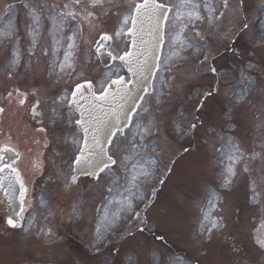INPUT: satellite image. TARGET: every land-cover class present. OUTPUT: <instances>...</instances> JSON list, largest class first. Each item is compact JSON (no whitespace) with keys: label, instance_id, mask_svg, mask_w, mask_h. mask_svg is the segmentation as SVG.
<instances>
[{"label":"rangeland","instance_id":"rangeland-1","mask_svg":"<svg viewBox=\"0 0 264 264\" xmlns=\"http://www.w3.org/2000/svg\"><path fill=\"white\" fill-rule=\"evenodd\" d=\"M162 1L170 6L177 3ZM208 2L215 9L212 15L219 19L210 22L204 0H192L200 5L201 20L188 22L185 17L183 22L168 23V43L154 91L144 98L130 128L111 145L116 165L97 179L79 180L78 201L70 204L73 213L64 222L65 234L70 232L77 242L63 237L56 249L19 254L17 240L8 241L16 237V232L0 223V237L6 240L0 238V264H264V249L256 243L257 226L264 218V191L257 185H261L257 172L264 174V154L258 160L254 158H258L260 148L264 150V0H227L226 8L223 0ZM15 3L16 11L12 9ZM132 3L103 0L93 7L90 0L79 4L74 0H0V93L2 84L33 76L36 59L46 65L49 79H58L74 67L70 79L59 81L64 90L85 80H93L100 89L110 71L118 75L121 70L99 65L92 51L93 41L99 29L115 36ZM69 11L76 13L75 19L61 18L60 13ZM87 12L93 16H87ZM82 19L88 24L81 37L78 28L80 23L83 29ZM182 23H188V27L181 39L191 45L184 48L173 42ZM10 29L15 35L9 37L5 34ZM17 34L22 36L18 48L14 41ZM70 36L74 37L71 50L67 47L73 42L68 40ZM8 43L14 46L12 52H19V63L25 59L23 66L9 67L12 58L5 48ZM204 48L210 49L207 59ZM69 51L70 62L76 64L72 68L65 65L61 71ZM29 53L32 55L25 58ZM16 67L21 68L20 73ZM207 89L213 95L198 108ZM196 90L199 93L195 95ZM179 107L185 108L187 119L178 114ZM137 124L151 129L143 141ZM183 136L188 137L185 142ZM229 142L237 146L239 159L234 166L236 174L225 185ZM133 143L138 145L135 151ZM71 158L61 161L66 171H71ZM134 163L143 164L151 174L139 179L131 209L121 212L107 232L101 228L103 236L99 238L97 227L105 212L111 220L115 202L127 195L124 187ZM161 176L165 178L156 192ZM55 208L59 209L58 203ZM206 214L219 225L211 233L207 231L210 223L204 221ZM127 228L125 237H118ZM59 233L62 235V231ZM115 237L120 243L113 242L104 253L94 255ZM5 250L17 252L13 254L16 260H7L2 255Z\"/></svg>","mask_w":264,"mask_h":264},{"label":"snow or ice","instance_id":"snow-or-ice-1","mask_svg":"<svg viewBox=\"0 0 264 264\" xmlns=\"http://www.w3.org/2000/svg\"><path fill=\"white\" fill-rule=\"evenodd\" d=\"M81 0H74V3L79 4ZM103 0H90V3L93 7L97 4L102 3ZM227 0H223V7H227ZM41 7H43L41 5ZM65 8L68 7L67 4L64 5ZM203 7L208 11V19L211 22L213 19H219V17H214L212 13L215 11L214 7L208 2V0H204ZM200 5L193 4L192 0H177V3L169 6L168 4L161 2V0H140V2H135L133 0V4L129 5V12L127 15L123 17L122 26L119 31L116 32V36L124 35L137 37L139 40V44H137V39L133 40V46L137 47L136 52L132 51H124L123 54H113L111 51L107 53L109 57L115 61L119 60L122 62L123 66L128 69L133 76H143V74L147 71H150L153 67L148 63V57L141 50L145 43H147L143 39L144 33V24L148 22L152 25L151 32L155 33L159 36L158 43L163 42L164 31L163 26L165 22L174 24L177 21H184V18H187L188 22H191L193 19L201 20L202 17L200 15ZM168 13H173L172 19L169 18ZM87 16H91L92 13L87 12ZM223 15V12H221ZM33 16L35 18V22L37 26H39V18L36 16V13L33 12ZM61 18H72L75 19L76 13L74 11H69L67 14L60 13ZM130 25L127 27V31L124 32V25ZM188 27V23H182V27L177 32L174 43H178L181 48L188 47L191 45H186L184 41L181 39V34ZM245 27L247 25L245 24ZM9 37L15 35V30L10 29L8 33ZM69 41H73L72 43H68L67 47L71 50L74 47V37H68ZM112 40V37L107 34H102L99 37V40L96 41V52L99 53L102 48L108 46V42ZM35 41H33V46ZM150 55V53H149ZM139 56H144L141 60ZM71 52L65 53V61L60 65L61 71L65 70V65L68 68H72V64L70 62ZM207 59V58H206ZM20 54L18 51L12 52V59L10 60L9 67H15L19 64ZM119 67V66H117ZM211 71L213 73L216 72L215 68H212ZM113 72L110 71L107 74V79L110 81L107 86L101 85L102 91L99 95H96L92 89L93 85L91 81H86L85 84H77L75 90L71 93V100L68 101L69 106H77L80 107V100L85 99L84 97V89L87 87V91L92 94V99L88 102L87 107H84L82 111H80V118L75 121L76 125L79 126L83 130V143L77 149L78 154L75 157V164L81 169L93 170L98 169V171L102 172L105 168L109 167V164H115L116 161L112 158V156L107 154L105 145L112 143V137H115L117 133L123 134V128L121 126V116L125 114V112L131 113L134 108L139 107V105L135 104V97L132 89L129 88V85L133 84L134 81L131 79L126 80L123 75H116V78H112ZM147 80V77H144ZM19 94V104L23 105L27 99V94L20 93L19 89L16 90ZM13 95L12 92L8 93V96L11 97ZM33 95H35L33 93ZM206 95H210L207 93ZM142 99V98H140ZM133 102L132 108H129V102ZM36 104H39V100L36 101ZM105 105L108 106V109L105 110ZM4 109L0 108V112H3ZM33 114L36 115L35 106L32 109ZM87 113V116L85 115ZM102 113V116L97 114ZM130 119V115H129ZM136 127L140 129V140L143 141L144 135L151 131V129L147 126L141 128L140 124H137ZM195 125H193V128ZM104 138V139H102ZM135 139V137L133 138ZM79 143V142H78ZM132 150L138 147L136 143L131 145ZM225 146H222V149ZM237 146L231 144L230 142L226 146L225 156L229 163L226 165L223 176H224V184H230L231 178L236 174L235 172V164L237 163L239 157L236 156ZM7 153H12V156L8 157V161H13L14 157H18L19 153L15 151L14 148L5 147L0 149V174L5 173L6 171L11 175L15 174V182L20 185V201L21 207L19 211L22 213L24 211L23 208V200L27 189L24 186L23 180L19 174L17 168L13 166L12 162H8L5 160V155ZM247 170V169H245ZM85 174H96L95 171H86ZM151 173L143 166V164L134 163L132 165L131 170L128 172V180L127 184L124 187V192L127 195H123L120 200H117L115 211L111 213V220L109 219V214L106 211L103 221H107L108 223H104L97 227V236L102 238L103 233L101 228H103V232L108 231V226L111 222L119 218L121 212L126 209H131L132 206V198L136 196L135 189L138 188V181L141 177L147 178ZM3 176L0 175V189H4L5 185L3 182ZM77 177L74 175L72 177V181L75 182ZM12 182L9 181V187H11ZM8 195L7 191L5 192ZM155 193L153 192V195ZM139 198H143L142 196ZM138 215V214H137ZM204 221L210 223L211 227L207 228L209 233L212 232L213 229L217 228L219 225L217 221L212 218L210 219L209 215L206 214L204 216ZM8 224L16 227V222L9 217ZM201 232L205 230V224H201ZM162 239V238H161ZM256 243L264 248V223L261 224L260 228L257 229V237Z\"/></svg>","mask_w":264,"mask_h":264},{"label":"water","instance_id":"water-1","mask_svg":"<svg viewBox=\"0 0 264 264\" xmlns=\"http://www.w3.org/2000/svg\"><path fill=\"white\" fill-rule=\"evenodd\" d=\"M151 28H152V25L149 24L148 22H145L143 39L147 37L146 36V34H147L146 30L151 29ZM130 37H134V36H130ZM134 39H137V37H134ZM137 44H139L138 39H137ZM141 50L143 51V53L145 55H147L149 65H152L153 67L151 68L150 71L145 72L143 74V76H140V75L133 76L132 73L129 72L131 80L134 81L133 84L129 85V88L132 89L134 97L136 98L135 104L138 103V101L141 98L144 91L146 89H149L151 86V80H152V76H153V72H154V67L156 65V59L158 56L159 44L156 48L151 49V50H148V48L144 45ZM136 51H137V47L133 46L132 52H136ZM149 53H150V55H149ZM143 58H144V56H139V59L142 60ZM144 77H147V80H145ZM84 97H85V99L80 100V107L75 106L79 112L82 111L84 107H87L88 102L92 99V94L87 91V87H85V89H84ZM132 106H133V102L130 101L128 107L132 108ZM107 109H108V106L105 105V110H107ZM131 113L125 112V114H123L121 116L122 128H124L127 125L129 115ZM97 114L102 116V113H97ZM85 115H87V113H85ZM102 139H104V138H102ZM86 171H95L97 173L98 169H93V170L81 169L76 165V172L77 173H86ZM93 175H95V174H93ZM11 182H12L11 186H15L14 181L12 180Z\"/></svg>","mask_w":264,"mask_h":264},{"label":"flooded vegetation","instance_id":"flooded-vegetation-1","mask_svg":"<svg viewBox=\"0 0 264 264\" xmlns=\"http://www.w3.org/2000/svg\"><path fill=\"white\" fill-rule=\"evenodd\" d=\"M30 132L33 134V135H28L30 136L31 138L33 139H36L37 141H42V136L40 135V133H37L35 129H31ZM27 136V134H26Z\"/></svg>","mask_w":264,"mask_h":264}]
</instances>
